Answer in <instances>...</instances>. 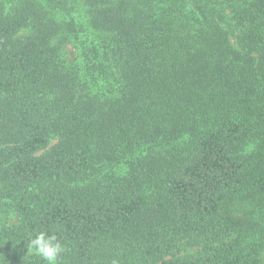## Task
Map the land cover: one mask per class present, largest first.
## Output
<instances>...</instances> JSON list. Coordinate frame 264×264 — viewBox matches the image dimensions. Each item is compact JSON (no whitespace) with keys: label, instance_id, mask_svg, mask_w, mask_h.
<instances>
[{"label":"trees","instance_id":"obj_1","mask_svg":"<svg viewBox=\"0 0 264 264\" xmlns=\"http://www.w3.org/2000/svg\"><path fill=\"white\" fill-rule=\"evenodd\" d=\"M0 211V264L40 230L60 264H263L264 0H0Z\"/></svg>","mask_w":264,"mask_h":264},{"label":"clouds","instance_id":"obj_2","mask_svg":"<svg viewBox=\"0 0 264 264\" xmlns=\"http://www.w3.org/2000/svg\"><path fill=\"white\" fill-rule=\"evenodd\" d=\"M27 256L36 255L44 264H60L66 246L56 232L40 230L27 241Z\"/></svg>","mask_w":264,"mask_h":264},{"label":"rangeland","instance_id":"obj_3","mask_svg":"<svg viewBox=\"0 0 264 264\" xmlns=\"http://www.w3.org/2000/svg\"><path fill=\"white\" fill-rule=\"evenodd\" d=\"M80 14L82 13V11L79 12ZM69 47L72 48V45H68ZM17 219V216L14 215L13 213H6L4 211H0V221H8L9 223L11 222H15ZM262 263L264 264V254L262 255Z\"/></svg>","mask_w":264,"mask_h":264}]
</instances>
